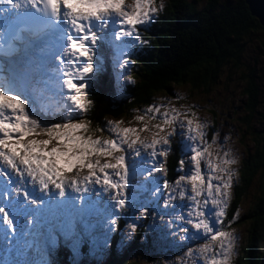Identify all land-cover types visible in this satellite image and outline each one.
Returning a JSON list of instances; mask_svg holds the SVG:
<instances>
[{
	"label": "snow or ice",
	"instance_id": "6c2138e0",
	"mask_svg": "<svg viewBox=\"0 0 264 264\" xmlns=\"http://www.w3.org/2000/svg\"><path fill=\"white\" fill-rule=\"evenodd\" d=\"M0 4L9 5L12 10L21 13L34 11L43 19L45 28L61 30L64 45L57 57L60 67L55 72L59 87L62 91L66 90V102L56 108L57 112L63 114L62 121L49 124L35 117L36 108L30 107L23 84L17 85L0 77V172L8 175L4 169L10 168L21 177H29L33 183H38L42 191L55 188L59 197H65L69 189L81 193L88 192L90 185H101L104 192L111 193V198L116 201L115 207L122 210L128 206L127 189L132 174L131 167L126 163V154L133 152L140 156L142 150H151L149 155L153 158L166 157L169 137L175 134L176 128L166 135L161 133H165L168 126L176 125L186 135L189 141L187 148L191 153L187 161L180 160L179 170L183 171L186 163L191 165V170L188 174L180 175L174 184L164 180L163 188L171 190L169 201L178 196L191 202L187 219L184 215L178 219L205 239L196 252L203 264H231L238 236L224 227V218L237 176L232 165L238 163V158L228 150L213 159L210 148L215 140L212 143L205 141L206 122L200 121L194 111L181 112L169 104L167 110L161 113L164 105L153 104L144 110L143 115L135 116V120L142 123L146 116L152 120L159 116L162 121L154 125L158 130L154 138L145 142L139 131L148 130L146 123L138 130L135 127L122 128L123 121H109L108 130L115 138L102 140L85 135L91 121L74 119L77 114H86L93 105L88 97L86 81L97 71L96 49L92 46L97 45L100 34L110 25H118L114 33L115 41L130 38L129 45L145 43L140 39L139 26L153 21L165 7L163 0L158 6L157 0H134L131 8L125 4V0H0ZM2 10L8 12L9 8ZM117 50L119 54L126 55L120 45H117ZM128 63V59H123L120 67L125 68ZM124 78L135 82L131 75ZM176 98L179 99V95ZM41 110L47 111V106H42ZM40 136L47 138H34ZM96 156L110 157L115 162L101 163L99 159H92ZM77 167L80 170L87 168L88 175L82 178L64 175V172H71ZM155 171L166 172L165 163H159ZM149 175L152 173L149 172ZM159 191L157 188L156 192ZM173 192L176 195H172ZM24 197L29 198V194L25 192ZM32 203L37 202L33 200ZM209 205L211 217L206 211ZM0 213L6 227L15 232L10 213L2 207ZM147 214V208L140 211L141 216ZM238 217L239 211L235 218ZM110 222L114 225L117 221L113 219ZM129 227L132 232L136 231L135 224ZM182 231L187 233L188 229ZM193 254L192 250L187 253L189 257Z\"/></svg>",
	"mask_w": 264,
	"mask_h": 264
},
{
	"label": "rangeland",
	"instance_id": "374dc122",
	"mask_svg": "<svg viewBox=\"0 0 264 264\" xmlns=\"http://www.w3.org/2000/svg\"><path fill=\"white\" fill-rule=\"evenodd\" d=\"M198 1L201 4L204 2V0ZM125 4L131 8L134 3L132 0H125ZM112 27L114 33L119 28V26ZM100 35L101 39L98 41V49L105 48L108 50L117 65H120L123 59H127V53L129 52L127 49L132 45L123 46V43L129 42L130 38H123L118 43L115 40V42H112L111 35L109 34L102 33ZM256 38L258 40L247 41L240 54L239 65H234L232 61L223 65L217 81L210 88H207V90L204 87L193 88L189 84H173L169 91H165L166 93L161 91L155 93L152 101V104L164 105L161 108V113L167 110L169 104L181 112L194 111L200 121L207 124L205 141L212 143L215 140L210 148V151L213 153V159H215L217 154H222V152L228 150H231L232 154L238 158V163L232 165L237 176L233 181L231 200L229 201L227 214L224 218V227L227 230L234 231L238 236L231 264H240L244 259L243 249L247 246L251 220L250 217L247 218L245 216L252 212L251 210L254 209L253 207L258 198L262 195L263 168L257 171L246 188L240 189L239 200L236 203L233 202L236 186H239L241 183L240 169H242L243 162L249 159V153L254 152L256 145L253 141V136L255 137V134L262 127L259 114H264V58L258 51L259 40L263 39L260 34ZM117 45L123 48L126 55L118 53ZM57 57L54 56V62L58 60ZM26 65L30 66L28 63ZM53 66L55 68L59 67L58 64H53ZM250 67H255L259 85L260 105L255 115L247 124L245 119L246 115L248 116V112L244 108L246 96L243 93L245 82L241 78V75ZM46 69L48 70L47 76L51 83L49 90L38 96L35 95L34 99L40 107L47 106V111H56L57 96H55V91L58 90L61 95H64V91L66 90L62 91L59 87L58 74L55 70L51 66H48ZM1 74L2 78L7 80L12 79L4 71ZM17 81L18 84H23L20 82V78ZM125 81L128 82V80ZM38 85L40 86L41 82H38ZM177 95H179V99L176 98ZM119 98H122L121 95ZM148 106H150L149 103L142 104L137 114L143 115L144 110ZM130 108L132 107L130 106ZM143 108L145 109L141 111ZM57 114L63 116L62 112H57ZM34 115L36 118H39L40 113L38 109H36ZM181 119H184V117H181ZM161 122L159 116L156 120L149 119L146 116L143 123L136 120H123L121 127H135L139 130L146 123L148 130L139 131V135L143 141L150 142L158 131L154 125ZM173 128H176V132L172 137L176 136L179 140L180 157L187 161L191 153L188 151L187 146L189 141L184 132L176 125H171L161 135H166ZM112 136L115 138L113 133ZM34 138L46 139L47 137L40 136ZM169 140L170 144L166 146L167 148L171 145V137H169ZM150 151L142 150L140 156H136L133 152L126 154V163L131 167L132 174L130 185L127 189L128 206L125 209H117L115 207L116 201L113 199L114 203L109 210L107 208H80L77 212L70 214L61 223L56 218L57 216L60 217L59 209L56 208V211L51 213L52 215L49 214L50 221L48 223L41 222L38 217V220L34 222L37 229L31 234L27 242L21 239L22 244L20 246H18L19 242L14 244L12 230L9 229V232H7L1 227L0 264H11V253L15 255V262L29 260L25 264H29L30 262V264H53V259L58 248L63 245L68 246L71 250L76 264H105L108 246L113 241V237L119 236L115 251L117 254L123 255L125 248L135 242L138 232L141 234L140 241L143 243V246L137 248L135 251H131L132 254L128 256V264H203L202 260L196 255V252L199 246L205 242V239L202 236H197L195 230L190 225L178 219L181 215H184L187 219V212L191 202L187 198L180 199L178 196L176 199L169 201V192L171 190L163 188V182L167 180V173L155 171V167L159 163L164 162L165 157L153 158L149 155ZM121 154L124 153H117L116 155ZM247 154L249 155L244 160ZM92 159H99L101 163L105 161L115 162L110 157L96 156ZM179 169L180 164L177 170L180 171ZM73 170H76L78 173L80 172V174L84 172V175H88L87 168L80 170L77 167ZM190 170L191 165L186 163L180 175L188 174ZM204 170L207 172L206 167ZM149 172L152 175H149ZM176 179L168 181L170 184H174ZM157 188L160 189L159 192H156ZM172 195H176V193L173 192ZM108 197L111 198V194H107L106 198ZM166 201L168 202L166 203ZM144 208L148 209V214L141 216L140 211ZM206 211H208L211 217V205H209V209ZM237 211H239V217L235 218ZM89 213L93 215H86ZM113 219L117 221L114 225L110 222ZM120 220L123 222V226L118 231L116 226L120 223ZM131 224L136 225L135 232L131 231L129 227ZM53 227H56L55 229L57 230L52 229ZM184 228L188 229L187 233L182 231ZM194 236H196L195 239H193ZM182 237L184 238L182 239ZM84 246L87 248L85 251ZM82 248L84 252H82ZM190 250L194 252L192 257L187 255ZM152 255H154V258H151Z\"/></svg>",
	"mask_w": 264,
	"mask_h": 264
},
{
	"label": "trees",
	"instance_id": "16d2710c",
	"mask_svg": "<svg viewBox=\"0 0 264 264\" xmlns=\"http://www.w3.org/2000/svg\"><path fill=\"white\" fill-rule=\"evenodd\" d=\"M199 2L163 0L164 9L151 23L139 27L140 39L145 43L130 44L132 46L127 49L129 63L125 68L116 64L108 50H98L97 71L86 81L88 97L93 105L83 116H74V119L91 121L85 135L102 140L113 138L108 130L109 121L135 120L142 104L153 105V95L159 91H169L173 84H189L193 88L204 87L207 90L217 81L223 65L230 61L239 65L240 54L247 41L258 40L256 36L259 34L263 40H259L258 51L264 58V27L251 13L245 0ZM128 75L133 77L134 83L125 81L124 77ZM241 78L245 82L244 108L248 112L245 119L248 124L260 105L255 67L248 68ZM120 95L122 98H119ZM38 111L40 116L37 119L45 123L62 121V115ZM259 116L262 127L253 136L256 145L254 152L244 158L246 160L249 155L240 169L241 183L236 186L234 203L239 200L240 189L250 184L257 171L261 168L264 170V114L260 113ZM168 149L164 160L165 173L166 179L172 181L173 176L181 172L177 170L181 157L176 136H171ZM261 192L254 209L245 216L251 220L247 246L243 249L244 259L240 264H260L264 252V172ZM122 226L120 220L117 230ZM118 239L119 236H115L109 243L105 264H128L131 251L143 246L138 232L135 242L125 248L123 255H119L115 251ZM83 248L84 251L87 249L85 246ZM53 264H76L68 246L58 248Z\"/></svg>",
	"mask_w": 264,
	"mask_h": 264
},
{
	"label": "bare ground",
	"instance_id": "6f19581e",
	"mask_svg": "<svg viewBox=\"0 0 264 264\" xmlns=\"http://www.w3.org/2000/svg\"><path fill=\"white\" fill-rule=\"evenodd\" d=\"M57 66V65H56ZM52 76V75H51ZM109 171H111V170H109ZM85 175H87V174H85ZM84 174H83V176H85ZM22 179H23V181L24 182H29V181H31V178H29V177H21ZM91 187H90V190H89V192H88V194L87 195H91V197L93 198L94 196H96V192H97V190H99L100 188H102V186L101 185H90ZM38 187H40V185L38 184ZM106 193V192H105ZM106 194H111V193H106ZM96 207H99V205H96ZM52 215V214H51ZM55 216H57V215H55ZM54 216V217H55ZM88 216H92V215H88ZM61 217V216H60ZM60 217H56L57 219H58V221L60 220L61 221V223H62V221H64V219H62V218H60ZM91 220V219H90ZM96 221V220H95ZM60 223V222H59ZM58 223V224H59ZM48 226V225H47ZM1 227L4 229V230H6L5 229V222L3 221V218H2V216H1V214H0V229H1ZM29 239H24V241L25 242H27ZM21 245V242H19V244H18V246H20ZM53 245V244H52ZM12 251V250H11ZM14 257H15V255L14 254H12L11 253V255H10V258H11V264H25L26 262H28L29 260H25L24 262H15L14 261ZM4 261H5V259H4ZM4 263V262H3ZM31 263V262H30ZM29 263V264H30Z\"/></svg>",
	"mask_w": 264,
	"mask_h": 264
},
{
	"label": "water",
	"instance_id": "95a60500",
	"mask_svg": "<svg viewBox=\"0 0 264 264\" xmlns=\"http://www.w3.org/2000/svg\"><path fill=\"white\" fill-rule=\"evenodd\" d=\"M251 13L258 18L260 24L264 27V0H245ZM181 172L175 174L172 181L180 176ZM260 264H264V252Z\"/></svg>",
	"mask_w": 264,
	"mask_h": 264
},
{
	"label": "flooded vegetation",
	"instance_id": "af4514ba",
	"mask_svg": "<svg viewBox=\"0 0 264 264\" xmlns=\"http://www.w3.org/2000/svg\"><path fill=\"white\" fill-rule=\"evenodd\" d=\"M247 158V157H246Z\"/></svg>",
	"mask_w": 264,
	"mask_h": 264
}]
</instances>
